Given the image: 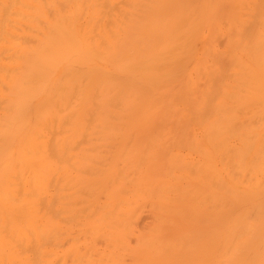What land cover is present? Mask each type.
Masks as SVG:
<instances>
[{
	"label": "bare ground",
	"instance_id": "bare-ground-1",
	"mask_svg": "<svg viewBox=\"0 0 264 264\" xmlns=\"http://www.w3.org/2000/svg\"><path fill=\"white\" fill-rule=\"evenodd\" d=\"M0 264H264V0H0Z\"/></svg>",
	"mask_w": 264,
	"mask_h": 264
}]
</instances>
